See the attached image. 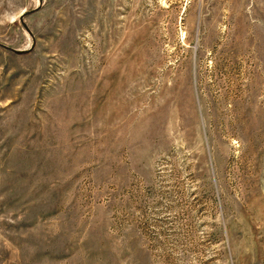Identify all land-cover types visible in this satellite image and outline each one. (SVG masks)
Masks as SVG:
<instances>
[{"label": "rangeland", "instance_id": "1", "mask_svg": "<svg viewBox=\"0 0 264 264\" xmlns=\"http://www.w3.org/2000/svg\"><path fill=\"white\" fill-rule=\"evenodd\" d=\"M0 264H264V0H0Z\"/></svg>", "mask_w": 264, "mask_h": 264}]
</instances>
